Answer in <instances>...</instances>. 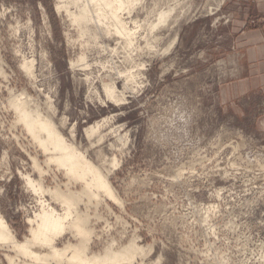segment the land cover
Wrapping results in <instances>:
<instances>
[{
    "label": "rangeland",
    "instance_id": "374dc122",
    "mask_svg": "<svg viewBox=\"0 0 264 264\" xmlns=\"http://www.w3.org/2000/svg\"><path fill=\"white\" fill-rule=\"evenodd\" d=\"M57 2L0 0V214L17 239L30 235L28 218L39 206L25 174L49 188L66 190L68 182L16 119L10 101L23 93L68 143L109 174L120 202L102 195L80 201L101 235L95 250L125 233L124 242L138 237L153 246L145 264L157 258L156 264H264V127L258 124L264 95L256 90L230 102L222 98L231 67L227 51L237 65L242 56L234 50L235 4L186 0L190 8L178 25L162 30L161 50L135 56L147 65L141 86L116 103L106 97L103 80L113 78L124 89L116 69L138 62L93 43H70L66 33L75 39L78 32L56 12ZM236 9L245 18L241 29L264 27L252 0ZM175 33L177 42L165 53ZM107 40L101 42L115 46ZM81 52L86 62L71 67ZM33 59L29 76L23 64ZM96 123L99 132L89 137L85 129ZM68 188L81 191L76 183ZM9 253L17 251L0 243V264H8Z\"/></svg>",
    "mask_w": 264,
    "mask_h": 264
},
{
    "label": "bare ground",
    "instance_id": "6f19581e",
    "mask_svg": "<svg viewBox=\"0 0 264 264\" xmlns=\"http://www.w3.org/2000/svg\"><path fill=\"white\" fill-rule=\"evenodd\" d=\"M185 3L186 0H58L55 10L67 17L70 27L78 32V38L75 39L70 31L66 33L70 43L77 40L86 48L93 43L104 51L110 50L112 55L121 52L124 60L134 63L136 57L146 50L155 53L161 50L159 47L165 35L162 30L168 29L170 32L177 24L181 15L190 8ZM176 33L164 48L165 53L176 44ZM104 38L116 43L115 46L101 42ZM81 53L75 63L71 62V67L86 62V55ZM144 62L116 69L117 76L124 80V89L121 91L112 77L110 81L103 80L102 89L110 101L124 102L127 90L134 91L136 86H141L139 80L145 76L147 66ZM23 68L29 76L33 75L34 59L27 60ZM10 104L18 122L47 155L49 164L53 163L62 170L68 182L66 190H62L60 185L49 188L42 178L34 179L25 174L27 186L37 195L39 206L33 216L28 218L30 235L23 242L17 239L9 223L0 214V243L13 252L17 251L16 255L6 254L8 264H145L153 246L141 244L138 237L124 242V233L125 237L123 235L121 240L111 237V241H106L100 250L93 247L95 238L100 241L101 235L89 225L90 215L81 212L80 201L85 197L88 203H92V200H99L98 197L102 195L120 202L108 172H102L87 159L84 152L68 143L52 119L40 110L32 109L23 93L14 97ZM100 126L96 123L86 128V134L93 136L99 132ZM113 165L118 164L113 162ZM73 183L80 184L79 193L68 188ZM55 202L61 204V210L53 205ZM105 232L108 236L109 232ZM155 260L158 261V258ZM156 261L152 262L156 264Z\"/></svg>",
    "mask_w": 264,
    "mask_h": 264
},
{
    "label": "crops",
    "instance_id": "0c3cea01",
    "mask_svg": "<svg viewBox=\"0 0 264 264\" xmlns=\"http://www.w3.org/2000/svg\"><path fill=\"white\" fill-rule=\"evenodd\" d=\"M231 1L235 4L231 10L232 32L235 33L234 50L242 56L238 62L240 64L237 65L235 54L232 50L227 51L228 63L231 67L229 74L225 75V80L229 82L223 83L222 98L229 102L251 91H261L264 95V27L261 25L246 30L241 29L245 18L243 15H237L239 10L236 8L242 0ZM252 2L257 15L264 16V0H252ZM258 124L264 127V116L259 119Z\"/></svg>",
    "mask_w": 264,
    "mask_h": 264
}]
</instances>
